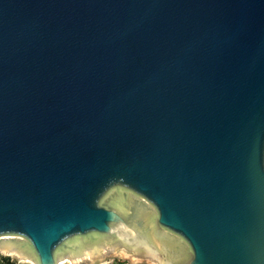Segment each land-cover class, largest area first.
Returning a JSON list of instances; mask_svg holds the SVG:
<instances>
[{"label": "water", "instance_id": "1", "mask_svg": "<svg viewBox=\"0 0 264 264\" xmlns=\"http://www.w3.org/2000/svg\"><path fill=\"white\" fill-rule=\"evenodd\" d=\"M4 250L264 264V0H0Z\"/></svg>", "mask_w": 264, "mask_h": 264}, {"label": "rangeland", "instance_id": "2", "mask_svg": "<svg viewBox=\"0 0 264 264\" xmlns=\"http://www.w3.org/2000/svg\"><path fill=\"white\" fill-rule=\"evenodd\" d=\"M2 254L0 253V257L1 258H8L9 261L12 264H19V259L18 256L12 252V251H8ZM14 254V255H13ZM116 263H123V264H145V263H138V262H133V261H129L126 260L124 258L118 257V256H108V257H104L102 259H99L91 264H116ZM150 264H155V263H150Z\"/></svg>", "mask_w": 264, "mask_h": 264}, {"label": "trees", "instance_id": "3", "mask_svg": "<svg viewBox=\"0 0 264 264\" xmlns=\"http://www.w3.org/2000/svg\"><path fill=\"white\" fill-rule=\"evenodd\" d=\"M0 264H12L8 258H1L0 257ZM116 264H123V263H116Z\"/></svg>", "mask_w": 264, "mask_h": 264}, {"label": "bare ground", "instance_id": "4", "mask_svg": "<svg viewBox=\"0 0 264 264\" xmlns=\"http://www.w3.org/2000/svg\"><path fill=\"white\" fill-rule=\"evenodd\" d=\"M7 251L6 250H4V251H0V253H2V254H4V253H6ZM14 255V254H13Z\"/></svg>", "mask_w": 264, "mask_h": 264}]
</instances>
